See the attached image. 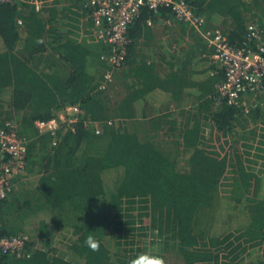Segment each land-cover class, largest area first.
Instances as JSON below:
<instances>
[{
	"label": "trees",
	"instance_id": "1",
	"mask_svg": "<svg viewBox=\"0 0 264 264\" xmlns=\"http://www.w3.org/2000/svg\"><path fill=\"white\" fill-rule=\"evenodd\" d=\"M187 2L205 17L206 28L219 30L232 45L257 49V31L264 41V0ZM88 13L84 0H50L40 11L22 2L0 4V126L16 121L19 133L29 139L26 169L34 185L24 189L23 197L11 193L0 205V215L5 234L31 231L38 236L29 257L6 255L0 264H129L148 250L143 241L151 231L161 241L152 240L160 243L157 253L166 258L165 251L173 252L184 264H264V104L246 112L220 100L224 72L213 66L209 73L214 74L193 81L188 69L194 50L206 51L208 44L188 24L180 22L197 44L183 50L175 72L161 79L154 65L135 59L134 47L148 21L173 16L168 8L157 13L143 8L129 27L127 61L114 70L117 84L99 88L112 69L104 58L109 46L83 29ZM88 19L86 26L92 23ZM251 23L254 32L248 29ZM158 88L175 102L195 95L197 112L179 110L176 117L158 113L145 120L136 103ZM69 104H80L86 120L100 121V133L81 122L76 132L69 130L53 145L50 135L39 134L35 121L57 116ZM201 119L211 123L208 145ZM250 121L256 126L250 127ZM158 130L164 133L161 138L153 134ZM231 140L241 143L233 153ZM182 151L188 158L180 168ZM114 169L122 174L107 186L104 173ZM224 177L231 179V196L238 188L246 193L249 221L238 231L214 235L217 211L211 225L202 219L206 209L220 206ZM98 205L99 212L93 211ZM39 209L51 210L57 223L31 216L25 226L13 227L17 217L24 221L19 213ZM61 229L71 230V236L57 234ZM89 230L101 241L96 251L84 244ZM112 237L120 239L124 252L110 247ZM36 241L41 248L34 246ZM257 248L263 251L248 261Z\"/></svg>",
	"mask_w": 264,
	"mask_h": 264
},
{
	"label": "built area",
	"instance_id": "2",
	"mask_svg": "<svg viewBox=\"0 0 264 264\" xmlns=\"http://www.w3.org/2000/svg\"><path fill=\"white\" fill-rule=\"evenodd\" d=\"M48 1L50 0H0V4L22 2L33 5L40 11ZM84 4L89 8L87 19L90 17L92 22L87 29L100 42L109 46L110 54L104 58L112 69L105 72L99 88H106L114 83V70H120L127 61L129 27L143 8L156 13L162 8H168L178 22L195 28L208 46L213 47V67L224 72V79L218 85L220 100L238 104L246 112H250L258 106L261 98L264 99V41L258 31L254 32V24H249L248 29L257 36V49L248 45L236 47L219 30L206 28L205 17L198 15L187 0H84ZM148 22L151 24L152 20ZM19 23H22L21 19ZM85 113L80 104H69L57 116L36 120L35 126L40 135L48 134L52 137L53 145L61 142L69 130L76 132L81 122L100 133L99 121L86 120ZM28 144L29 139L19 133L16 121L9 120L0 126V205L13 192L15 180L27 173ZM33 240L26 233L5 234L0 215V258L6 255L29 257L33 252L30 245ZM34 246L42 247L38 241Z\"/></svg>",
	"mask_w": 264,
	"mask_h": 264
},
{
	"label": "crops",
	"instance_id": "3",
	"mask_svg": "<svg viewBox=\"0 0 264 264\" xmlns=\"http://www.w3.org/2000/svg\"><path fill=\"white\" fill-rule=\"evenodd\" d=\"M87 20L86 16L82 18V27L86 29L88 28V26H86ZM185 32L180 22L173 16L163 19L161 16L157 15L155 21H152L151 24L148 22L147 28L145 27L142 31V35L138 37L137 44L134 47V58L137 60L141 59L147 64L154 65L155 69L153 72L159 78L163 79L167 77L170 73L175 72L177 67H179L178 65L182 63L184 57L181 53V42L184 41L183 44H186L189 49L194 50L193 46L196 42ZM206 49V51L202 49L194 50L196 56L192 59L193 66L191 69H188V71H191V78L193 81L202 80L205 76L212 75L209 73L212 68L209 69L206 66L209 60H213V53L210 52L211 48H209V46ZM197 74L199 78H197ZM187 92L194 93L196 91L195 89H187ZM195 97V95L193 97L185 96L183 101L175 102L168 91L158 88L149 92L143 99L139 100L136 103V107L138 113L142 114L144 112L146 114L145 120H151L159 116V114H166L167 117L172 114V116L174 115L176 117L177 113L182 108H188V113L197 112L196 108L198 105L197 103H193ZM206 113L207 112H204L203 114ZM178 120L181 122V117H178ZM201 120L205 121V119ZM99 123L101 122L99 121ZM164 123L166 122L163 121L162 128L166 129L167 123L165 125ZM27 183L29 185L26 186L22 184V186L17 188L18 190L23 188L19 191L22 193L20 194L22 197L27 193V191L24 192V189L34 186H30V182ZM44 211L46 210L39 209L35 213L26 212V217L42 216L45 221L49 222L50 213ZM26 220L28 219L26 218ZM23 226H25V223Z\"/></svg>",
	"mask_w": 264,
	"mask_h": 264
},
{
	"label": "rangeland",
	"instance_id": "4",
	"mask_svg": "<svg viewBox=\"0 0 264 264\" xmlns=\"http://www.w3.org/2000/svg\"><path fill=\"white\" fill-rule=\"evenodd\" d=\"M255 10L257 11V9H255ZM83 29H86V28H83ZM189 33H190V31H189ZM189 33L187 32L188 35H189ZM197 33L199 35H201L198 31H197ZM89 39L94 40L92 37L91 38L89 37ZM89 42L92 43L91 41H89ZM97 42L98 41H96L95 43H97ZM183 43H184V41L181 42V49H182L181 53L183 52V50L189 49L187 47V45L183 44ZM96 48H97V50L99 49L98 47H96ZM212 66H215L214 61L209 60L206 67L211 69ZM118 71H116V72H118ZM197 78H199L198 74H197ZM115 82L116 83H114V84H117V81H115ZM114 91H116V90H114ZM114 91H113V93L111 92L112 97L114 96ZM6 97L9 98V95H6ZM193 103H194V101H193ZM262 104H264V100L262 101V98H261L258 105H262ZM181 110H183L184 112H187L188 108H182ZM176 111H178V110H176ZM110 121H113V120H110ZM250 122H251L250 127L256 126V124L254 122H252V121H250ZM204 129H205V135L204 136H206V143L208 145L212 139V134H211L212 128H211V123L208 124L207 119L204 121ZM247 130H251V128H247ZM159 133L162 135L164 134L162 130H159L157 133L153 132V134H155V135L158 134L159 137L161 138L162 136H160ZM248 137H249V141L253 140V138L251 136H248ZM167 139L170 140L169 138H167ZM245 140H248V139H245ZM240 144L234 143V140H231V142H230L231 149L230 150H232V153H233V149L238 147ZM168 147L173 148V150H174L175 146L174 145H168ZM181 156H183V157L180 159V163H179L180 168H181V166H184V162H185L186 158H188V153H186V151H182ZM254 168H256L255 169L256 171H257V169H259V167H254ZM121 174H122V169H114V170L106 171L104 173V180L106 182V185L107 186L114 185L115 182L120 178ZM29 180H31V179H29L27 177V173H26L21 178L20 181L15 182V187H14V190L12 193L21 191L23 188H21L19 190L17 188L22 186V184H24L26 186L29 185L27 183ZM222 184H223L222 188H220V196H221L220 206L216 209V204H215L213 207L206 209V211H205L206 216H204V218L202 219V221L204 223H206L207 225H211V223H212L211 218L213 217V213H215L217 211L216 212V218H215V227H214V230L211 232L214 235H221V234H226L227 232L238 231L239 228L246 226L248 224V221H249V216H248V212H247V210H248L247 206L248 205H246L247 198L242 197L246 193L243 192V190L238 188L237 192L232 194V196H231L230 191H229V190H231L230 189L231 188V179H229L228 177L223 178ZM241 197H242V200H240L239 202H236V200L230 201V198L238 199ZM103 204H106V203L103 202ZM48 211H49L48 213H50V221H52V219H54V218H52L53 217L52 211L51 210H48ZM19 214H20L21 218L24 217L23 218L24 221L22 223L21 219L19 217H17V220H16L13 227H18L21 224L24 225V223H25V219H26V215H27L26 212L23 211L22 213H19ZM209 215H211L210 218H209ZM30 222L31 221H29V223ZM54 223H57V221L55 220ZM112 227L114 228V225H112ZM112 232L116 233L115 229H112ZM151 232H153V231H151ZM151 232H148V235L144 239L143 243L145 244V247L148 248V250H153V251L157 252V251H159L161 241L157 237L153 236ZM25 233L28 234L30 238L36 239L38 237V236L34 235L33 232H31V231H27V232L25 231ZM56 233L59 235L60 234L65 235L66 237H69L72 234L71 230H67V229L56 230ZM106 233H107V231H106ZM153 239H155L156 241H159L160 243L152 244ZM119 240H120L119 238H113V240H111V246L110 247L115 249V251L124 252L122 250L123 245L119 244V242H118ZM162 240L164 242L163 237H162ZM56 247L58 249H62V245H56ZM262 251L263 250L261 248L255 249L254 253L248 258V261L255 258V256H257V254L261 253ZM248 253L249 252H246L242 256H246ZM163 254H166V256H167L165 258L166 264H184L182 262V260L178 257V255L173 254V252L165 251Z\"/></svg>",
	"mask_w": 264,
	"mask_h": 264
},
{
	"label": "clouds",
	"instance_id": "5",
	"mask_svg": "<svg viewBox=\"0 0 264 264\" xmlns=\"http://www.w3.org/2000/svg\"><path fill=\"white\" fill-rule=\"evenodd\" d=\"M102 205H98L93 209L95 212H99ZM101 241L96 239L93 230H89V235L86 236L84 244L93 251H96L100 247ZM129 264H166V260L163 255L158 254L153 250H145L136 254Z\"/></svg>",
	"mask_w": 264,
	"mask_h": 264
}]
</instances>
